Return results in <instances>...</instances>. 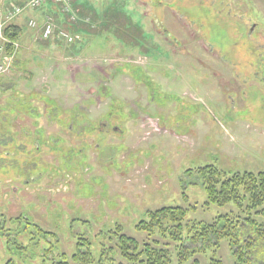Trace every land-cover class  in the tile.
Here are the masks:
<instances>
[{"label": "rangeland", "instance_id": "374dc122", "mask_svg": "<svg viewBox=\"0 0 264 264\" xmlns=\"http://www.w3.org/2000/svg\"><path fill=\"white\" fill-rule=\"evenodd\" d=\"M64 13L75 42L0 76V264H82L79 239L118 262V232L166 243L170 264H264V203H212L199 174L264 172V0H72ZM165 206L190 226L253 218L252 261L232 236L182 258L137 229Z\"/></svg>", "mask_w": 264, "mask_h": 264}, {"label": "trees", "instance_id": "16d2710c", "mask_svg": "<svg viewBox=\"0 0 264 264\" xmlns=\"http://www.w3.org/2000/svg\"><path fill=\"white\" fill-rule=\"evenodd\" d=\"M27 1L28 0H25L21 5L23 6ZM48 1L53 2V0H47L46 2ZM10 4L11 6L0 16L6 14L16 6H21L15 2H11ZM24 12L19 16L24 14ZM17 17L10 20L3 29V35L7 39L4 44V55L7 57L15 55L19 47L17 44L19 41L21 42L22 39V27L13 23ZM68 24L73 28V25L69 22ZM53 40L57 39L53 38ZM199 174L204 178L205 188L210 202L212 203L224 205L229 202H240L243 198L249 199L251 203L249 208L257 207L264 203V172L255 173L246 171L244 173H234L228 176L216 166L208 165L200 168ZM186 214L187 210L179 206L161 207L154 211H148V219L141 220L136 227L139 230L148 231L151 234L157 232L163 235V239H170V243H180L179 248L183 252L181 254L182 258L201 252V249L204 250L206 245L213 244L219 246L221 238L232 236L234 238V240L231 241L233 252L239 256L241 261L245 260L246 256L252 261L251 253L254 247L250 241L246 240L245 235L250 233V231L252 232L257 226L253 218H238L234 220L223 216L219 217L218 221L210 224L190 226L184 222ZM32 226L38 228V230L40 229L36 225ZM118 230L121 231L120 228H118ZM45 233L46 231L44 234ZM117 239L121 261L117 262L116 258L109 256L105 251L100 252L95 259L92 248L84 239L78 240L76 245L77 252L73 254V259L82 261V264H170L172 261V254L169 246L167 247L166 243L159 242V240L140 243L137 239L123 232H118ZM187 243L200 244V246L189 247ZM242 244L244 246H242ZM83 247L86 248V250H83ZM234 247L238 249L234 250ZM62 255L65 256L66 254L63 252L61 256ZM8 264H12V262L9 261ZM54 264H68V262L61 261L60 259L59 262L54 261ZM194 264H201V261L197 258ZM208 264L224 263L222 259L217 257L215 252Z\"/></svg>", "mask_w": 264, "mask_h": 264}, {"label": "crops", "instance_id": "0c3cea01", "mask_svg": "<svg viewBox=\"0 0 264 264\" xmlns=\"http://www.w3.org/2000/svg\"><path fill=\"white\" fill-rule=\"evenodd\" d=\"M24 2L25 0H20V3L18 4L21 5ZM6 6H7V0H0V15L3 14L11 6V4H9L7 7ZM64 14L65 13L59 7L55 6V4L52 1H48L40 8L32 9L30 13L26 15L22 14L21 16L17 17L13 21V23L21 26L23 29V33L21 35V38H22L21 42L19 41L18 43L19 45L18 50L17 52H15V55L13 56L12 64L13 63L16 64V62L18 63V61H20L19 60L21 58L20 54L23 55L24 53H30V51H34L36 53H41L44 50H48L49 52L57 51L56 49H58L59 47L56 46V42L58 43L61 41H59V39L53 40V38H50V39L42 38L41 37V30H42L41 24L46 20L48 16H51V17H54L55 19L60 18V24L65 25L66 22H69L68 21L69 17H67L68 15L64 16ZM31 19L33 20L35 19L39 23V26L36 29H33L29 26V21ZM74 21H77L76 17L71 21L70 24L73 25ZM25 26L27 27L24 28ZM77 27L81 28L82 26L78 24ZM76 36L78 37L80 35L76 34ZM52 41L55 42L56 49H54V47L49 46V45H52L53 43ZM2 43L3 42L0 39V45H2ZM3 76H6V75H3ZM1 85H4V83H2Z\"/></svg>", "mask_w": 264, "mask_h": 264}, {"label": "built area", "instance_id": "2783aa9c", "mask_svg": "<svg viewBox=\"0 0 264 264\" xmlns=\"http://www.w3.org/2000/svg\"><path fill=\"white\" fill-rule=\"evenodd\" d=\"M47 0H28L23 6H16L14 9L8 11L6 14L0 16V39L2 45H0V76L7 74L12 66L13 56L7 57L4 55V44L7 39L3 35V29L7 23L13 18L19 16L25 10L36 9L44 5ZM55 4L61 6L63 12H70L72 0H53ZM75 16H72L73 20ZM29 25L33 28H37L39 23L34 19L29 21ZM41 37L44 39L56 38L65 40L67 43H73L78 38L72 30L66 28H59L56 25L55 18L48 16L46 20L41 24ZM18 45V44H17Z\"/></svg>", "mask_w": 264, "mask_h": 264}, {"label": "flooded vegetation", "instance_id": "af4514ba", "mask_svg": "<svg viewBox=\"0 0 264 264\" xmlns=\"http://www.w3.org/2000/svg\"><path fill=\"white\" fill-rule=\"evenodd\" d=\"M105 90H106L105 88H100V87H99V90H98V91H101L100 93L103 94L102 96H106V95H105ZM98 95H99V94H97V97H98ZM93 96H95V95H93ZM99 97H100V96H99ZM102 124L104 125V127H107L109 123H108V121H103ZM107 129H109V128L107 127ZM115 129H117V128L115 127ZM98 148H99V147H98Z\"/></svg>", "mask_w": 264, "mask_h": 264}]
</instances>
